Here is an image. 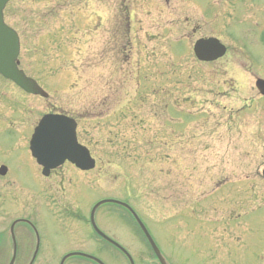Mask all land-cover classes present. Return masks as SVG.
Wrapping results in <instances>:
<instances>
[{
	"label": "rangeland",
	"instance_id": "1",
	"mask_svg": "<svg viewBox=\"0 0 264 264\" xmlns=\"http://www.w3.org/2000/svg\"><path fill=\"white\" fill-rule=\"evenodd\" d=\"M99 1L101 0H92L91 4L90 0L87 3L86 0H76L68 9L63 7L65 0H55L54 9L51 7L52 0H13L6 6L5 20L15 27L21 36L23 47L20 64L27 73L41 80L50 97L43 101L23 96L13 84L0 83L5 89L6 96L11 98L6 108L0 104V117L4 118H1V121L16 122L23 141L14 129L6 127L3 132L0 131V162L4 160L10 166L13 180L18 176L16 187L23 188L28 194L32 190L36 191V168L31 158L24 153L33 126L40 116L47 112H60V109L70 108L80 110L74 98L83 100L84 97L85 106L91 103L92 105L88 106H91L92 110L80 120L79 130L81 129L84 134L86 143L92 145V154L95 158L98 157L97 160L100 162L95 171L79 175L83 177L81 182L85 183L86 205L89 206V203L96 201L100 195L103 197L113 195L128 200L141 215L155 223L147 222V225L163 258L169 264H264V179L261 176L264 164V139L260 142L256 138L255 125V121L259 118L260 121L262 119L264 121V113H259V110L251 109L252 112L246 110L245 115L235 116L233 127L229 128L225 123V114L220 117L222 108L215 106L213 109L215 116L211 117L212 122L209 120L210 126L205 128L201 125L200 128L193 129L192 125L187 127L190 123L187 128L184 125L181 130L182 149L178 143L174 150H171L176 139L173 141L170 139L171 131L165 122H162L165 117L160 114L161 99L157 100L154 96L147 97L148 102L158 110L157 120L152 118L145 105H141L148 94L155 95L157 94L155 91L161 88L171 91L180 88L181 85L183 100L187 99L191 102V97L193 99V95H197L199 104L209 103L205 100L211 99L212 88L215 85L213 76L216 65L204 64V69L203 66H196L190 59L189 42H186L188 48L183 44L182 49L175 50L172 46L173 52L169 50L168 41H175L185 32L178 27L176 31L175 29L171 31L163 24L176 28L175 21L184 20L189 29L201 26L198 30L199 36H209L211 26L204 22L205 19L196 8L202 10L212 20L217 11L224 10L223 14L219 13L217 17L216 27H222L227 20L228 25L222 29L229 39L231 35H238L242 29L245 35L242 44L245 46L251 39L250 35L257 31V28L249 25L248 30H245L237 23L238 16L235 12L240 13V10L235 8L234 12L232 0H229L228 5L209 3V0H190L195 8L186 6L189 3L185 1L179 4L173 0L170 2L143 0L139 8L138 0H125L126 5L132 2L133 10L131 34L128 36L126 20L121 17L122 22H116L117 19L112 17L111 8L115 9V1L118 0H102L101 7H98ZM246 1L243 6H250V1ZM61 4L64 10L58 8ZM252 6L254 18L264 21V0H254ZM123 10L127 11V7L124 6ZM86 12L90 14L87 18L90 20L88 24H94L97 17L103 26L102 36L108 39L109 44L113 42L122 47L125 44L123 49L128 54L129 64L122 63L123 69L117 72L114 79L120 81L119 101L112 99L104 102L105 114H108L107 119L111 123L110 128L118 133L111 143L107 142L111 136L109 130L105 129L106 123H101L95 129L92 122V117L97 113L94 109V92L102 87L105 75L110 76V72L114 75L119 64L115 62L114 57L111 63H99L94 60L84 70L82 66H85L90 57L86 61L85 56L83 58L77 51L83 52L87 49L83 37L88 25L84 29L80 23L79 42L72 46L70 45L75 39H70L68 27L65 25L66 21L74 18L76 13L83 19ZM93 14L96 16L91 18ZM188 19L193 22L190 23ZM70 29L72 36L75 37L72 25ZM195 37L191 40V44ZM56 38L62 39L63 42L59 45L54 44ZM128 38L134 40L132 49L127 47ZM43 46L45 49L46 46L50 47L47 57L38 52ZM69 46L73 48L70 52L67 50ZM89 50L95 56L96 46ZM64 52L67 53V60L72 63L66 64L65 69H59L61 64L59 53ZM74 52L76 55L73 57ZM168 56L175 59L174 65L170 66L166 62ZM54 59L59 61L57 65ZM164 64L166 67L163 68ZM234 65L236 67V64ZM57 66L55 71L54 68ZM137 67L144 70L148 79H141L138 82L134 78V69ZM77 69L81 74H76ZM198 73H203L202 77ZM164 76H167V79L164 80ZM251 76L246 80H240L244 81L247 88V92L242 89L243 98L250 100L254 99L256 94L250 87L253 81ZM76 78L79 82L73 88ZM86 82L91 86L86 85L85 89ZM110 92L111 89L108 93ZM137 93H141L142 96L138 97ZM17 98L21 104L15 103ZM233 98L237 100L242 97L235 95ZM242 100L237 108L242 107ZM127 104L129 108L127 117L125 116L122 121L115 120L116 109L125 110ZM252 104L254 106L256 103ZM261 104H264V99ZM239 121L242 122L241 124L246 122L247 128L239 130L237 124ZM217 122L218 125L214 126ZM129 125L135 129L128 128ZM95 141H98L97 146ZM23 145H26L25 149ZM226 146L229 147L226 152H229L228 155L233 158L222 156ZM167 156L174 158L166 163L163 160ZM65 167L74 175L69 166ZM164 174H167L166 178L170 183L182 186L184 196L181 188L172 190L168 187V191L165 190L162 186ZM67 175L63 176V180H67ZM221 178L225 180V184L221 185L211 197L203 198L211 192L215 180L224 182ZM185 203H188V206L183 205ZM210 205H212L211 210ZM180 207H195L197 212L192 216L190 209L180 210L172 215L167 214ZM110 208L113 207H107L97 215L98 227L128 251L135 253L137 264H153L152 254L139 238L136 239L137 232L129 224L127 215L119 213V209V211L115 209L112 212L107 211ZM164 212L167 215L163 216L162 224L157 225L156 222L161 220ZM44 215L48 216V221H51L53 214L50 211L45 212ZM229 215L234 218L227 226L224 220ZM107 216L109 218L105 219ZM41 220L47 221L45 217ZM220 220L223 221L222 225ZM4 222L6 224H3ZM1 224L3 228H8L10 220L6 219ZM59 232L60 235L48 229L45 231L46 240L50 239L47 233L52 237L50 242L54 245V253L39 255L36 264H58L61 256L66 252V246H70L69 239L66 238L67 232L64 229H59ZM90 237L89 235L87 238L75 241V248L99 255L106 264H126L120 254L105 246L100 247L99 244L93 243ZM0 258H4L2 264H7L9 256H0ZM68 264L86 263L68 261Z\"/></svg>",
	"mask_w": 264,
	"mask_h": 264
},
{
	"label": "water",
	"instance_id": "2",
	"mask_svg": "<svg viewBox=\"0 0 264 264\" xmlns=\"http://www.w3.org/2000/svg\"><path fill=\"white\" fill-rule=\"evenodd\" d=\"M6 0H0V19H1V9ZM220 47H217V41L213 40H205L200 41L195 45L194 51L196 56L201 60H211L217 58L221 53H219ZM18 52L16 37L13 33H9L5 30V28L1 25L0 22V72L9 76L10 74L15 75V58ZM18 76L21 78L22 86L34 93L41 94V90L30 80L21 77L20 74ZM17 76V77H18ZM258 88L264 94V82L258 83ZM59 126L61 127H71L70 123L58 116H49L46 117L43 122H41L36 135L33 138V147L35 143H39L41 145L42 139L46 133H50V140L56 143V146L50 149V153H54L55 157L53 159L54 162L60 161L62 159H69L72 162H75L76 165L80 168H90L93 165L88 159V153L86 150L78 147L70 138L67 136L63 138L58 136ZM52 128V129H49ZM72 137V135H71ZM70 140V141H69ZM73 152H76L75 155ZM33 153L35 157L38 159L40 163L43 164L40 156L36 154L33 148ZM264 177V170H263ZM153 250L156 256L159 258L161 264H165L163 259H161L158 250L153 245Z\"/></svg>",
	"mask_w": 264,
	"mask_h": 264
},
{
	"label": "flooded vegetation",
	"instance_id": "3",
	"mask_svg": "<svg viewBox=\"0 0 264 264\" xmlns=\"http://www.w3.org/2000/svg\"><path fill=\"white\" fill-rule=\"evenodd\" d=\"M262 47L258 50L257 55L255 56V61L253 62L255 65V69L256 72L255 74L259 75V77L261 79H264V51L261 50ZM264 97L260 96L258 97V99H263ZM262 113V111L260 112ZM264 132V125L263 123L259 122L257 123V134H258V138L262 139V134ZM0 238H2V236H0ZM29 251V247L28 244H24V246L21 248V252L22 253H27Z\"/></svg>",
	"mask_w": 264,
	"mask_h": 264
}]
</instances>
